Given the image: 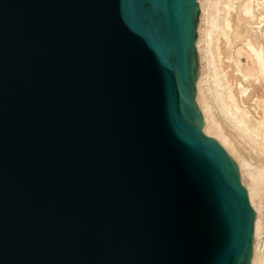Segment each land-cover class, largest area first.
<instances>
[{"label": "water", "instance_id": "95a60500", "mask_svg": "<svg viewBox=\"0 0 264 264\" xmlns=\"http://www.w3.org/2000/svg\"><path fill=\"white\" fill-rule=\"evenodd\" d=\"M200 25L195 0H0V264H252L238 164L195 125Z\"/></svg>", "mask_w": 264, "mask_h": 264}, {"label": "bare ground", "instance_id": "6f19581e", "mask_svg": "<svg viewBox=\"0 0 264 264\" xmlns=\"http://www.w3.org/2000/svg\"><path fill=\"white\" fill-rule=\"evenodd\" d=\"M201 67L195 102L205 125L238 164L256 214L252 264H264V0H195Z\"/></svg>", "mask_w": 264, "mask_h": 264}, {"label": "rangeland", "instance_id": "374dc122", "mask_svg": "<svg viewBox=\"0 0 264 264\" xmlns=\"http://www.w3.org/2000/svg\"><path fill=\"white\" fill-rule=\"evenodd\" d=\"M196 103V102H195Z\"/></svg>", "mask_w": 264, "mask_h": 264}]
</instances>
